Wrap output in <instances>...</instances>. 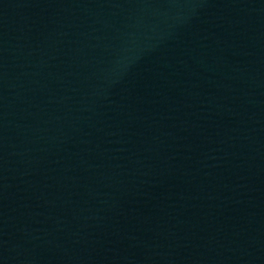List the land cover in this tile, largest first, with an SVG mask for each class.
<instances>
[{
	"label": "water",
	"instance_id": "obj_1",
	"mask_svg": "<svg viewBox=\"0 0 264 264\" xmlns=\"http://www.w3.org/2000/svg\"><path fill=\"white\" fill-rule=\"evenodd\" d=\"M0 264H264V0H0Z\"/></svg>",
	"mask_w": 264,
	"mask_h": 264
}]
</instances>
